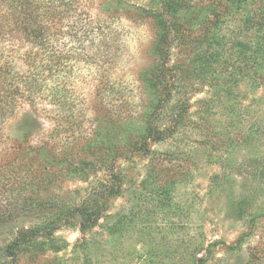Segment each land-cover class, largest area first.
I'll return each instance as SVG.
<instances>
[{
  "label": "rangeland",
  "instance_id": "374dc122",
  "mask_svg": "<svg viewBox=\"0 0 264 264\" xmlns=\"http://www.w3.org/2000/svg\"><path fill=\"white\" fill-rule=\"evenodd\" d=\"M43 6L0 0V264H264V0Z\"/></svg>",
  "mask_w": 264,
  "mask_h": 264
},
{
  "label": "trees",
  "instance_id": "16d2710c",
  "mask_svg": "<svg viewBox=\"0 0 264 264\" xmlns=\"http://www.w3.org/2000/svg\"><path fill=\"white\" fill-rule=\"evenodd\" d=\"M43 2L44 0H11V3L13 6H16L17 10L18 8L21 11H29V16H31V18H34V16L37 18V14H41L43 15V13H48V10L45 11L44 6H43ZM33 24H36V22L34 21ZM35 25H33L32 27H29L25 29V33L27 35V37H42L43 35V31L41 29H39L38 27H34ZM159 42L157 45V51L159 53V55L161 57H163L164 60H166V56H167V45H168V40H169V29L167 27L166 23H162L159 27ZM262 46H259L258 49V54H262L263 50H262ZM263 62H261L260 59H258V67L261 70L263 68ZM260 77L264 78V73L261 75H259ZM258 76V78H259ZM258 78L255 79V81L258 80ZM257 134H261L264 135V128L263 127H258L257 129ZM260 136V137H261ZM250 137H252V134L250 135ZM249 137V138H250ZM247 139V138H246ZM248 140V139H247ZM259 164H263L264 165V161L260 158V162ZM263 184H264V166L262 168V170H258L256 173V176ZM248 186L245 185L244 186V190L245 188H247ZM260 190V189H259ZM111 193H113V195H115V191H112ZM103 196V194H102ZM249 197V196H248ZM247 196H243V195H239V197L235 200L232 201V205H231V213L234 215V217L237 220H243V218H248V217H252L248 218L251 219L250 220V228H249V232L244 233L239 242L241 243L242 239L244 237H246V235H250L251 232H253L254 229V218L256 217L255 214H252L251 211V200L248 198ZM103 198V197H102ZM106 202L105 199H100L98 201H96L92 206H81V207H77L76 209H74V211L71 213V217L72 216H79L80 220H79V230L83 235H87L89 232L93 231L98 225L100 220L103 218V215L106 211ZM249 221V220H248ZM249 223V222H248ZM121 225V223H120ZM120 225H112L111 227V232H116L117 230L120 229ZM52 233L48 234L49 236H53V231H51ZM37 236V233L34 231H28L25 234L21 235L12 246L9 247L11 256H16L14 253V247L13 246H19L21 244H25L28 243L32 238H35ZM196 261H200L201 259L198 260V257H196Z\"/></svg>",
  "mask_w": 264,
  "mask_h": 264
}]
</instances>
